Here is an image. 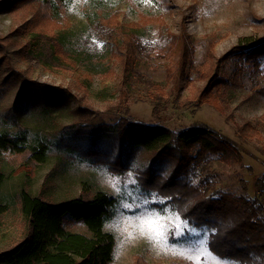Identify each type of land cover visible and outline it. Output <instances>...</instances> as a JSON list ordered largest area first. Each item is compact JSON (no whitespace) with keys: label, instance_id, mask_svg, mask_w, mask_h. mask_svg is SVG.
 <instances>
[{"label":"rangeland","instance_id":"obj_1","mask_svg":"<svg viewBox=\"0 0 264 264\" xmlns=\"http://www.w3.org/2000/svg\"><path fill=\"white\" fill-rule=\"evenodd\" d=\"M36 1L0 0V123L13 126L19 120L30 142L40 140L49 148L39 165L28 160L29 151L7 154L2 160L6 179L1 194L9 211L0 218V251L24 235L17 203L20 190L51 202L88 190V197L104 191L117 201L116 215L104 227L115 239L111 264H135L137 257L142 264H237L209 251L213 229L191 225L165 203L161 193L166 190L161 187L173 171L172 159L132 147L124 130L205 124L235 139L236 127L250 124L259 137L242 143L235 139L246 154L242 161L214 163V168L220 184L236 194H258L257 182L264 173V98L234 89L227 95L225 110L197 106L180 73L174 71V79L168 76L171 64L160 53L159 25L199 44L214 43L211 56L218 60L239 42L264 36V0H66L61 8L54 3L56 13L46 14L32 33H19L35 13L40 14ZM110 14L122 27L139 26L136 31L148 50L140 72L165 91L154 111L139 87L122 89L126 50L112 55L107 41L95 33L94 23ZM42 29L45 36H60V51L66 56L54 54L34 62L33 55H25L32 39L34 54H48L52 43L42 40ZM69 227L85 232L80 225Z\"/></svg>","mask_w":264,"mask_h":264},{"label":"trees","instance_id":"obj_2","mask_svg":"<svg viewBox=\"0 0 264 264\" xmlns=\"http://www.w3.org/2000/svg\"><path fill=\"white\" fill-rule=\"evenodd\" d=\"M65 1L37 0L40 14L35 13L28 27L18 32L32 33V27H38L46 14L56 13L54 3L61 8ZM117 23L112 14L101 17L94 23L95 33L107 41L112 55L118 51L124 54L121 50H126L122 89L139 87L153 103L154 111L163 101L165 91L140 72L148 50L136 31L139 26L122 27ZM159 33L163 39L160 53L171 64L169 78L174 79V73H180L195 95L197 106L206 104L225 110L227 95L234 89L248 90L264 98V36L253 42H239L215 60L211 56L214 43L199 44L186 34L174 35L163 23L159 25ZM39 34L43 41H51L53 48H48L44 56L36 55L31 51L34 40H29L25 55L34 56L30 58L32 61L54 54L66 56L60 51V36L58 39L51 33L45 36L44 29ZM34 49L42 53L39 46ZM196 82L204 86L198 88ZM124 135L132 147L172 159L174 168L162 182L161 189L166 191L161 194L183 220L196 227L205 225L213 229L207 242L212 254L237 264H264V173L257 182V187L261 188L258 194H248L244 182L239 180L241 190L246 192L238 195L220 184V176L214 168V163H240L246 154L237 141L242 143L259 137L258 130L250 124L236 127L237 141L205 124L176 129L160 126L141 131L126 129ZM48 150L43 141H29L27 130L19 120H14L13 126L6 121L0 123V218L9 211V204L3 201L1 194L6 179L1 170L5 155L29 151L28 160L39 165L46 161ZM87 193L88 190H83L76 198L51 202L20 190L17 203L25 223L24 235L13 247L0 251V264H111L115 239L104 227L116 215V198L104 191H96L91 197ZM71 225H80L85 232L73 231ZM135 264H142V260L137 257Z\"/></svg>","mask_w":264,"mask_h":264}]
</instances>
